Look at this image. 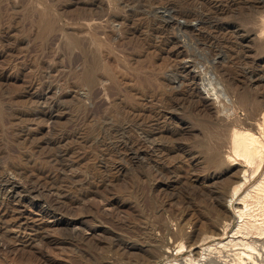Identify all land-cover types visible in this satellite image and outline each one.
<instances>
[{"label":"rangeland","instance_id":"374dc122","mask_svg":"<svg viewBox=\"0 0 264 264\" xmlns=\"http://www.w3.org/2000/svg\"><path fill=\"white\" fill-rule=\"evenodd\" d=\"M263 1L0 0V264H264Z\"/></svg>","mask_w":264,"mask_h":264},{"label":"bare ground","instance_id":"6f19581e","mask_svg":"<svg viewBox=\"0 0 264 264\" xmlns=\"http://www.w3.org/2000/svg\"><path fill=\"white\" fill-rule=\"evenodd\" d=\"M264 2V1H263ZM259 5V4H258ZM260 6H264V3L262 4V3H260ZM182 10V9H181ZM184 11V10H183ZM110 13V12H109ZM108 13V14H109ZM179 13H182V11H179ZM175 14H177V12L175 13ZM178 15V14H177ZM191 15V14H190ZM190 19V18H189ZM162 28V27H161ZM260 137V136H259ZM258 135H256V134H254V133H250V134H248V137L245 139V138H239L238 140H237V149H236V154L238 155V156H242V157H244L246 160H248L249 162L252 160V158H253V156H257V154H259L260 155V152L261 151H259V147H258ZM263 147V146H262ZM264 153V152H263ZM261 158V160L264 158V155L263 156H261L260 157ZM211 159V158H210ZM217 162V159H213L212 160V162H211V164H213V165H215V163ZM261 163V162H260ZM262 164V163H261ZM187 165V164H186ZM260 166V165H259ZM64 168V167H63ZM189 169V168H188ZM183 170H186V167H184L183 168ZM56 174V173H55ZM42 175V174H41ZM51 175V173H50V171H49V173H47V174H45L44 175V186L46 187V188H49V189H54L56 186H58V185H56L57 184V181H56V179H54V178H56V176H54V173L52 174L53 176L51 177L50 176ZM35 176V175H34ZM40 176V175H39ZM32 177V176H31ZM37 178V177H36ZM41 178H43V177H41ZM58 178V177H57ZM35 179V178H34ZM33 179V180H34ZM246 179V172L244 173V180ZM39 180V179H38ZM42 180V179H41ZM40 180V181H41ZM36 181V180H35ZM239 181H240V179H239ZM9 182V181H8ZM244 181L242 180V181H240L238 184H236V185H234V187L232 188V190H233V192H234V194L235 193H237V191L240 189V187L244 184L243 183ZM36 184V183H35ZM37 186H38V184H36ZM3 186V185H2ZM228 186H230V185H228ZM60 187V186H59ZM9 188V187H8ZM57 188V187H56ZM226 188V187H225ZM5 189H7V188H5ZM39 190V189H38ZM43 192V191H42ZM203 192V191H202ZM210 194V193H209ZM213 196V195H212ZM216 198V197H215ZM241 199V198H240ZM52 207H54V206H52ZM57 207V206H56ZM60 208V207H59ZM59 208H55L54 210H56V212H58L60 209ZM52 209V208H51ZM53 210V209H52ZM4 210H1L0 209V215H3V217H7L8 215H9V213L7 212V213H5L6 211H4ZM241 212V210L239 209L238 211H237V215L238 216H240V213ZM236 215V217H238ZM13 216V215H12ZM18 219V218H17ZM16 222L18 221V220H15ZM16 224V223H15ZM194 247H199V244L198 245H196V246H194ZM163 250V249H162ZM157 254H158V250H157ZM249 255V254H248ZM196 263V262H195Z\"/></svg>","mask_w":264,"mask_h":264}]
</instances>
